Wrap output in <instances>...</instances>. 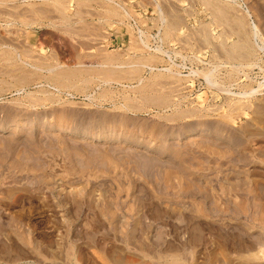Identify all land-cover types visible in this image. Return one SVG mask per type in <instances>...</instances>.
Returning <instances> with one entry per match:
<instances>
[{
	"label": "rangeland",
	"instance_id": "obj_1",
	"mask_svg": "<svg viewBox=\"0 0 264 264\" xmlns=\"http://www.w3.org/2000/svg\"><path fill=\"white\" fill-rule=\"evenodd\" d=\"M263 119L264 0H0V264H264Z\"/></svg>",
	"mask_w": 264,
	"mask_h": 264
},
{
	"label": "bare ground",
	"instance_id": "obj_2",
	"mask_svg": "<svg viewBox=\"0 0 264 264\" xmlns=\"http://www.w3.org/2000/svg\"><path fill=\"white\" fill-rule=\"evenodd\" d=\"M264 120V119H263ZM18 126V125H17ZM21 127V126H20ZM101 139H99V141H100Z\"/></svg>",
	"mask_w": 264,
	"mask_h": 264
}]
</instances>
